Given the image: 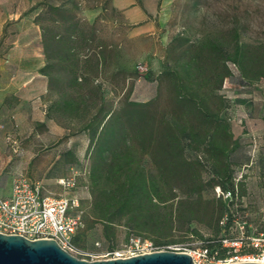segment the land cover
Instances as JSON below:
<instances>
[{"label":"trees","instance_id":"obj_1","mask_svg":"<svg viewBox=\"0 0 264 264\" xmlns=\"http://www.w3.org/2000/svg\"><path fill=\"white\" fill-rule=\"evenodd\" d=\"M40 5L34 23L41 29L46 59L40 70L51 101L46 117L72 135L86 133L90 142L92 198L83 236L101 225L113 252L119 227L128 231V239L146 238L160 248L176 243L166 240L176 227L186 228L200 235L212 254L218 252L217 258H225L221 241L232 236V206L246 190L236 182L233 167L242 143L222 116L228 99L221 91L233 76L230 65L246 82L264 78V43L245 44L237 29L229 33L232 45L222 36L194 43L176 37L167 48L172 64L156 78V95L146 102L126 96L113 109L99 80L111 55L99 46L97 18L87 25L65 5ZM63 156L68 164H79L73 152ZM216 188L220 196L203 198ZM228 192L229 202L223 197ZM198 224L213 230V236L204 238L193 227ZM79 241L76 233L77 247Z\"/></svg>","mask_w":264,"mask_h":264},{"label":"rangeland","instance_id":"obj_2","mask_svg":"<svg viewBox=\"0 0 264 264\" xmlns=\"http://www.w3.org/2000/svg\"><path fill=\"white\" fill-rule=\"evenodd\" d=\"M8 1L0 0L2 17L23 15L0 28V59H4L11 49L18 48V58L21 60L25 55L22 50L27 43L31 44V48L33 45L41 46V34L29 30L31 19L43 9L41 3L72 8L76 10L79 20L87 25H92L97 18L99 46L107 47L111 55L99 80L106 93V104L113 109L120 107L126 96L134 101L146 102L156 95V78L172 64L167 48L176 37L182 36L194 43L208 36H222L232 45L229 33L237 29L240 41L245 44L258 46L264 43V0H162L156 19L161 23L160 29L154 36L139 37L133 36L131 27L119 22L123 20L122 15L111 9L112 0ZM140 65L146 68L144 76L138 74L137 67ZM230 66L233 76L225 79L221 91V95L228 99V107L222 116L230 120L235 138L242 143L236 152L239 164L233 168L236 182L244 183L246 190V194L236 199L232 206L236 218L231 234L235 236L243 221L264 228V123L261 121L264 115V78L246 82L240 78L238 68ZM26 89L30 90L31 87ZM50 102L48 96L44 110H47ZM2 111L0 108V167L4 168L3 174L6 177L15 172H23L30 177L36 174L40 180L45 179L44 173L48 170V173L53 171L66 177L77 174L79 179L75 196L79 198L83 210L87 211L92 198L88 186V135L84 132L72 135L71 131L54 120L48 121L47 127H39L37 122L27 123L23 118L19 123L14 121L12 128L5 130ZM68 151L73 152L79 164L67 163L63 155ZM59 155L60 160L55 162V157ZM147 164L151 167L150 161ZM218 189L214 193L205 192L203 198L211 199L213 194L218 197L221 194ZM224 199L228 202L232 200L231 197ZM193 227L204 238L213 236V230L203 225ZM83 228L84 225L77 231L81 245L78 249L82 253L77 257L87 261L107 260L104 255L112 251L103 238L102 226L97 225L87 236H83ZM117 231L113 258L115 253L125 249L130 240L125 228L119 227ZM166 240L176 243L159 247V250L191 254L204 246L200 235L186 228L176 227Z\"/></svg>","mask_w":264,"mask_h":264},{"label":"built area","instance_id":"obj_3","mask_svg":"<svg viewBox=\"0 0 264 264\" xmlns=\"http://www.w3.org/2000/svg\"><path fill=\"white\" fill-rule=\"evenodd\" d=\"M137 68L138 74L144 76L146 68L141 65ZM1 175L0 169V177ZM58 184L65 190V195H46L41 182L33 180L23 172L12 174L10 195L4 196L0 193V234L21 236L32 241L56 240L72 255L82 256L74 244V236L83 226L85 211L79 198L71 193L77 189L78 175L61 178ZM223 197H231V194L228 192ZM239 225L237 235L228 236L221 241L227 252L225 258H217L218 252L212 254L203 246L190 254L195 263L264 264V228L254 227L247 221ZM158 250L159 247L149 239L135 237L129 240L121 253H115L114 258L140 256ZM104 258L113 259V252L104 255Z\"/></svg>","mask_w":264,"mask_h":264},{"label":"crops","instance_id":"obj_4","mask_svg":"<svg viewBox=\"0 0 264 264\" xmlns=\"http://www.w3.org/2000/svg\"><path fill=\"white\" fill-rule=\"evenodd\" d=\"M7 1L8 0H3ZM162 0H112L111 9L115 13L121 14V24L125 23L132 28L133 36L139 37L143 35H156L160 29V21L156 20L159 15V9ZM22 13L18 15L5 16L0 15V28L10 20H19ZM31 27L41 34L40 28L31 19ZM18 48L11 49L4 59H0V108L4 113L2 120L4 129L12 128L15 121L19 123L22 118L28 123L34 122L48 126L46 117V99L48 98V80L40 73V70L46 65V59L42 46L27 43L23 52V59L18 58ZM33 51V52H31ZM22 69L19 70V67ZM31 87L30 90L26 89ZM41 107L43 109H41ZM21 110V111H20ZM61 156L55 157V162L60 160ZM2 175L0 177V193L9 196L12 187V175L5 176L3 174V166L0 167ZM49 171V170H48ZM46 171L45 179L40 180L36 174L31 178L42 183L44 193L46 195H65V190L58 184V180L66 176L57 173H48ZM63 174V173H62ZM30 177V176H29ZM76 189L71 193L75 195Z\"/></svg>","mask_w":264,"mask_h":264},{"label":"water","instance_id":"obj_5","mask_svg":"<svg viewBox=\"0 0 264 264\" xmlns=\"http://www.w3.org/2000/svg\"><path fill=\"white\" fill-rule=\"evenodd\" d=\"M0 264H196L188 253L155 251L140 256L87 261L64 250L56 240H28L0 234ZM241 264H262L244 262Z\"/></svg>","mask_w":264,"mask_h":264}]
</instances>
